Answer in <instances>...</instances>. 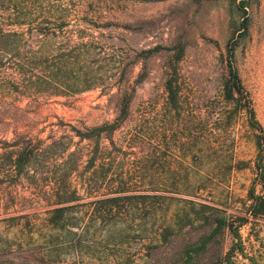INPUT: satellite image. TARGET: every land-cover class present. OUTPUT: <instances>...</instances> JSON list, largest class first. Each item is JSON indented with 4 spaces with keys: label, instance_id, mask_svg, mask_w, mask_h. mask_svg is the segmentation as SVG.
<instances>
[{
    "label": "rangeland",
    "instance_id": "obj_1",
    "mask_svg": "<svg viewBox=\"0 0 264 264\" xmlns=\"http://www.w3.org/2000/svg\"><path fill=\"white\" fill-rule=\"evenodd\" d=\"M0 28H44L50 34L45 46L40 48L36 32L28 44L48 56L91 43L109 59L100 72L116 75L126 65L127 85L134 89L127 119L110 140L102 137L91 170H85L90 147L73 129L115 123L114 85L49 99L0 91V142L24 138L44 153L57 143L35 158L37 169L27 175L34 176L31 184L9 183L0 160V264H174L191 240L208 232L193 219L197 208L188 201L227 215L241 209L251 185L253 133L244 113L230 114L221 91L232 46L235 68L264 127V0H0ZM173 70L180 120L162 114L164 82ZM141 73L145 78L138 83ZM6 82L0 76V88ZM103 88L109 96L101 95ZM191 138L201 145L195 148ZM195 153L199 159L190 165L186 157ZM55 174L65 176L76 198L62 231L47 221ZM116 197L121 199L92 213L95 200ZM166 226L175 234L162 243ZM239 235L243 255L223 264H264V218L241 227ZM232 240L225 232L194 264H213Z\"/></svg>",
    "mask_w": 264,
    "mask_h": 264
},
{
    "label": "trees",
    "instance_id": "obj_2",
    "mask_svg": "<svg viewBox=\"0 0 264 264\" xmlns=\"http://www.w3.org/2000/svg\"><path fill=\"white\" fill-rule=\"evenodd\" d=\"M138 2H160V0H133ZM22 26V24H17ZM47 27L49 24L46 20L41 23ZM36 32L39 39L40 48L45 46L50 34L44 32V28L33 31L31 28L26 33H18L13 31L5 32L0 28V76H3L6 86L0 88L1 92L17 97L18 99L34 98L49 99L51 97H69L73 95L89 92L100 85H114L116 93L111 96L116 97V119L115 123L103 127H94L87 129L85 132L74 130L75 136L79 142L87 141L90 147V158L85 170H91L94 167L97 151L99 149L100 140L110 137L119 124L124 122L129 114L130 103L134 94V89H130L128 83V66L124 65L121 70H117V74L104 75L100 72L108 58L101 56V48L91 43L76 44L74 49L67 54L60 53L58 56H48L44 51L33 50L29 47V40L34 37ZM25 41H21L23 37ZM52 36H55L54 32ZM23 46H20L21 43ZM29 43V44H28ZM23 49V53H21ZM156 51V49L154 50ZM47 53V52H46ZM95 53L97 57L92 56ZM151 53V51H147ZM181 53L175 57V63L181 59ZM138 60L135 63H138ZM143 61V60H142ZM116 67V62L111 61ZM226 78L222 84V99L231 108L230 114L244 113L248 127L253 133V143L255 147V156L251 165V182L248 189L246 199L242 203V207L238 212L227 215L226 211H221L209 204L194 203L188 201V204L194 211L192 217L195 221L200 222L207 228V234L198 238L197 241L191 240V244L187 247L174 264H194L200 252H204L212 241L221 237L228 232L232 237L230 250L225 256L219 258L213 264L230 263L234 254L243 255V243L239 235V229L249 223L254 224L259 219L264 218V127L256 120L254 110L252 108L249 95L245 90L238 72L234 65L233 47H228L225 57ZM108 65V64H107ZM132 65V62L131 64ZM176 71L164 82V91L166 93V103L162 108L163 116H170L179 119L183 116L180 102V91L176 79ZM145 76L143 73L137 77V82H142ZM109 89L103 88L101 95H110ZM198 117H196V120ZM110 140V138H107ZM193 139V138H191ZM189 141V140H188ZM194 147L201 145L200 140L194 138L191 140ZM57 143L53 142L45 149V153L40 151L38 147L31 144L30 140L18 138L13 142H0V149L4 153H0V160L7 169V173L11 174L9 183L16 184L19 181L26 180L28 184L33 183L34 176H27L32 170L37 169L36 157L40 154H46ZM194 152V150H193ZM192 152V153H193ZM73 154V153H72ZM71 154V155H72ZM196 154V153H195ZM188 155L186 159H190V165L195 164L199 159L196 154ZM35 160V161H34ZM34 161V162H33ZM0 165V166H1ZM247 168L248 166H244ZM229 171L232 169L229 166ZM25 178V179H24ZM65 176L55 174L53 182H50L51 188L47 198L49 209L48 223L54 231H62L67 212L72 208L70 205L75 201V197L70 194L65 187ZM93 181V180H92ZM90 183V182H84ZM121 198H104L95 200L92 213L98 212L97 206L101 204L115 203ZM210 212V214H206ZM171 231V234L168 232ZM172 226H166L160 234V242L165 243L170 235H174ZM195 241V242H194Z\"/></svg>",
    "mask_w": 264,
    "mask_h": 264
}]
</instances>
